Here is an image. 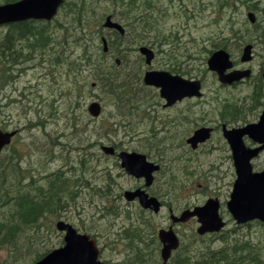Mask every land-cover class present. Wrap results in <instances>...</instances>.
I'll return each instance as SVG.
<instances>
[{
	"label": "rangeland",
	"instance_id": "rangeland-1",
	"mask_svg": "<svg viewBox=\"0 0 264 264\" xmlns=\"http://www.w3.org/2000/svg\"><path fill=\"white\" fill-rule=\"evenodd\" d=\"M72 1L77 0H68L65 15L63 12L62 15L64 16L59 15L58 17L62 23H65L66 29L58 31L56 26H52V29L49 30L57 36V41L53 45L46 46L44 49H37V51L34 49V51L33 48H28L27 41H23V39L12 38V42H9L10 47L16 46L15 52L18 51L16 54L18 59L11 66V75L13 76L11 81L3 90L0 89V125H3L8 132L18 130L12 150L14 153H18L22 162L21 167L25 172L28 171V176L32 174L31 171L33 172L35 180H38L39 176L42 177V174L45 175L46 172H55L65 162H69L71 167H79L80 149H83L82 147L85 145L79 146L77 138H84V142L91 143V147L87 150L93 155V159L89 164L91 172L86 181V187L79 192L82 193V197L77 200V210L76 207H73L62 219L73 224L79 230L85 227L86 232L103 234L101 240L106 244L103 254L106 259L117 263L120 261L119 257L125 252L123 245L127 243L125 242L126 239H123V242L119 243L120 245L118 243L113 245L112 242L106 240L105 235L110 234L109 238L113 239L116 237V231L120 229V226L129 223L126 217L119 218L117 226L113 224L114 221H103L102 207L112 199V196L106 199L100 195L111 187L115 188V185L117 186L115 191L120 192L121 189L124 191V189L135 185L136 182L139 184V182L126 174H122L118 160L109 159L105 156L101 151L100 144L108 145L111 143L113 145L116 143L121 149L126 148L130 151L146 153L153 162H160L164 167L166 165L171 167V171L164 175L161 174L157 182L161 188L160 198L162 201H166L167 207L155 218L152 214L147 215V219L151 223L156 221L159 227L170 224L169 221L167 222L169 217L168 205L178 209L176 213H181V210L187 206L201 205L211 196L219 195L226 202L236 175L229 146L221 129L215 133L211 141L202 145L197 151H193L186 144V139L190 137L199 122H209V125L219 124L221 120L219 110H222V106H217L214 100L215 96L218 95L221 99L229 98L231 101L238 98L244 99L246 95L251 93L254 83L257 82L255 77L258 78L264 72L263 27L254 30L247 19V13L253 11L258 16L259 21H264V13L262 12L264 0H151L153 6L159 9V12L155 10L158 14V21L149 20L143 23L138 16L143 11L145 0H127L137 6L134 12L125 9L128 5L126 0H118V9L123 10H115L112 0H86V6L82 10L85 14L83 22L79 21L78 15L72 11L73 6L70 4ZM81 1L78 0L80 6ZM108 16L117 18L125 25L129 38L134 40V36L142 35L150 40L146 41L147 46H151L157 51V58L153 62L152 69L170 71L171 63L181 62L180 68L187 71L185 75L181 74L182 77L190 80L203 79L206 95L203 99L205 100L191 102L186 111V106L183 104L178 105L172 111L167 110L168 112L161 108L156 110L155 107L152 111L158 115L155 120H159L155 126L152 121L149 122L150 120L146 118L145 113L140 115L136 110L131 111V107L134 106L131 103L129 107L123 108L122 103L124 101L121 102L120 97L124 98V96L123 93H120L121 91H118L121 94L117 97L118 99L109 95L107 91L112 90L113 86H100L99 89L93 90L88 80L95 74L91 75L92 68L87 67L84 72V76L87 78H79L83 83L82 111H80L83 113H79L82 123L80 125L81 132L79 131L77 136V126L73 128L72 119L68 118L67 115L70 110L69 106L74 100V94L71 95L70 93L72 86H69L67 77H60L61 73L66 70H63L61 65L55 66L54 58L56 55H61L64 59L71 56V60H79L82 54L81 48L72 43L70 49L73 45L77 48L70 50L66 41L60 40L62 32H68L67 41L77 40V36L81 33L91 32L89 29L93 31L101 29L103 33H106L102 25L106 23ZM216 24L225 32L232 31L234 28L240 30L242 34L247 35L243 46L248 43H253L255 46L254 58L250 66H239L240 68H251L252 76L247 82L238 85L235 89L221 86L216 77L207 69L206 60L208 56L218 49L214 45V42L218 40L214 35L219 29L216 28ZM158 27H160L159 31L157 30ZM11 31L14 32L15 30ZM6 33V27L0 28V44L3 42ZM12 36L15 37L14 34ZM104 36L110 37L109 35ZM115 36L111 35L110 40L114 39ZM221 36L224 38L227 34H221ZM102 38L103 36L98 41L99 38L95 35L94 41L89 43L92 47H96L94 51L98 50L97 42H100L99 45H103ZM166 38L176 39L177 43H181L182 49H173L172 42L165 41ZM252 38L254 42H250ZM3 46L2 44L1 47L3 48ZM140 46L129 45L132 48H139ZM127 49L126 44L117 46L114 48L110 60L113 61L119 54L126 56L125 51ZM229 49L240 63L242 46L232 41ZM184 55L187 58H184ZM124 58L126 62L124 68L128 69H130L129 67L136 69L138 63L143 61L138 54H134L131 59ZM129 78L131 81L127 85L134 87L129 91L134 93L133 96H140L139 99L142 100L147 93L158 100L154 90L151 91L144 87L143 79L138 83L135 77ZM155 99H151L150 102L154 103ZM94 100L100 101L105 107L103 116L98 120L91 118L87 111L88 105ZM117 101L121 103H117ZM118 113L128 115L122 116L121 119ZM124 117H126L125 121ZM185 117L194 121H185ZM141 119L144 123L139 126L141 130L138 132L131 131V126H135L137 123L142 124ZM258 120L259 118L251 122H258ZM171 121L174 122L171 123ZM166 122L167 124L164 126ZM124 123L131 126L125 128ZM162 123L164 124L160 125ZM130 132L136 134L132 135ZM87 161L90 163V159L87 158ZM254 164H256L258 171L264 169V151L255 159ZM172 176H175L173 179L175 182L172 181ZM110 179L111 181H109ZM51 183L53 182L47 181L49 186ZM113 183L114 186H112ZM129 206L127 207L130 210L129 215L130 217L134 216L137 222L134 228L143 230L144 225L136 220L135 209L137 206L134 204ZM225 212H227L226 208ZM226 216L229 220L231 219L228 213ZM47 221H44V224ZM189 224L190 226L177 227V232L186 246L191 245V241L195 238L194 235L191 237V233L192 230L195 232L194 229L197 227L194 222ZM235 227H237L236 224L231 222L225 235L231 241L232 246H234L235 241L238 243L250 241L251 245L254 244L260 246L258 249L261 248L262 233H264L262 226L253 223L241 228ZM141 233L145 237L140 241L141 243L151 239L149 235L142 231ZM52 236H59L58 240L60 241L63 239V234H52ZM58 240L53 241L50 246L53 245L52 247H54V244L58 246ZM204 240L192 244L189 249L194 252V249H200L206 242L211 243L214 251L225 246L222 237L208 236ZM29 241V237H23L18 242L17 262L12 259L11 262H15L10 263V259L5 253L7 251H0V264H27L30 261L33 263L31 260L33 257L25 254ZM113 246L116 247L113 248ZM150 259L145 263L153 264Z\"/></svg>",
	"mask_w": 264,
	"mask_h": 264
},
{
	"label": "trees",
	"instance_id": "trees-1",
	"mask_svg": "<svg viewBox=\"0 0 264 264\" xmlns=\"http://www.w3.org/2000/svg\"><path fill=\"white\" fill-rule=\"evenodd\" d=\"M1 1L4 3H11L17 0ZM66 4H68V2H66ZM70 4L73 6L72 11L74 14L78 15V17L82 19L80 21L83 22L85 14L82 10L86 6V0L81 1V6L78 1H72ZM118 6V2H116L114 4V9L117 10L119 8ZM151 10L152 9L150 8L147 9V11ZM26 24L27 23H22L21 27L27 29ZM35 28L42 27L40 26ZM216 28L219 29L216 30L214 34L218 38V40L214 42L215 46L228 49L232 44L231 41H235L236 44H240L241 46L245 43L244 40L247 35L242 34L241 31L234 28L232 31L225 32L220 29L218 24H216ZM27 31L28 30H16L14 32L9 31L6 33L3 42L0 44V67L2 68H0V89L2 90L11 81V78L13 77L11 75V66H13L16 63L15 60L18 59L16 57L18 51L15 52L16 46L10 47L8 45L9 42H12V38L19 40L26 38L24 41H27L28 48H33V50L35 49L36 51L37 49H44L46 46L53 45L54 42L57 41V36H55L53 32L47 33L48 31L44 30L29 31L27 33ZM93 33L95 32L93 31ZM93 33L87 31L77 36V40L67 41L66 36L68 32H62L60 40H65L69 49L72 43L75 44L78 48H81L82 54L79 60H71V56H67L64 59L61 55H56L54 58L55 66L61 65V68L66 70L61 73L60 77H67L69 79V86H72L70 93L71 95L72 93L74 94V100L71 106H69L70 110L67 115L68 118L72 119L73 128H76L77 126V136L78 133L81 132L80 125L82 123L80 121L81 115H79V113H83L80 112L82 111L81 94L83 93V83L79 78H87V76H84V72L86 70L85 68L91 67L92 70L90 74H95L94 77L88 80L91 84V88H93V83L96 84V87L93 88V90L99 89L100 86H113L112 90L106 91L109 95H112V97H115L116 99H118L117 97L121 95L118 91H121L120 93H123L124 96V98L122 96L120 97L121 102L124 101L122 103L123 108L129 107L131 104L137 107L140 96H133L134 93L129 91L134 87H129L130 85H127V83H130L129 81H131L129 77H135V79H137L136 81L139 83L145 70V63L144 61L139 62L136 69H133L132 67H129L130 69L126 67L124 68L126 65L124 57L128 58V51L135 49L129 47V45H145L146 41H150L142 35L134 36V40L129 38V35L120 36L117 34L114 39L111 40L110 36L108 40L110 53L105 54L102 50V46L99 45L100 42H97V51H94L96 47H92L89 44L94 41L95 35L99 38L98 41H100L103 36V34ZM13 34L15 37L12 36ZM221 34H227V36L223 38ZM61 41L60 44H62ZM250 42H254V39L252 38ZM2 44L4 45L3 48L1 47ZM122 44H126L128 49L125 51L126 56L119 54V58L121 57V65L119 66L114 60L111 61L110 57L111 53L114 52V48H117V46ZM76 46L73 45L71 49L77 48ZM176 49L181 48L178 47ZM184 58L187 57L184 55ZM174 71L176 73L179 72L178 69L175 68ZM118 102L121 103L120 101H117V103ZM118 115L121 116L122 119V116H126L128 114L118 113ZM125 126L126 128L130 127L128 126V123H126ZM137 127V125L131 126L130 130L137 132ZM133 132L130 133L132 135L136 134ZM77 144L79 146L85 145L82 147L83 149H80L81 158L78 161L80 165L77 167V194L74 189L72 174H69L68 176L65 175L64 177L61 175L54 177V175H52V178L51 180L49 179V181H52L53 183L49 186V184L45 182L43 174L42 177H38V180H35V175L32 171V174L28 176V171L26 170L25 172V170L21 167V158L17 152H13L12 148L7 149V152L0 154V247L5 245H18V242L23 237L29 236H35L37 238H31L30 243L33 245L36 244L34 242L42 244L43 242L39 241L38 238L44 234V221H47L48 219L53 220L55 218H63V216L67 215L73 207H76L78 198L82 197V193L79 192L86 187L85 184L91 172L89 164H91V160L93 159V155H91L87 150L91 147L90 142H84V138H77ZM87 158L90 159V163H88ZM63 165L71 167L69 162H65ZM100 196L108 198L111 195L106 192ZM111 211L112 208L107 210L109 213H111ZM115 211L117 212V210L113 209L112 212ZM138 231L139 230L137 229L129 228L123 237L121 236L119 239H111L113 245L116 243H122L123 239H126L125 242H128L125 255L121 256L119 262L113 264H147L145 262H147L149 258H151L150 260L153 261V264L159 262L157 260L158 258L155 257H159L156 235V238L150 237V240L145 243H141L140 241H142L145 237L141 231ZM148 234H151L149 230H147L146 235ZM198 241L199 238L195 236L193 244ZM224 242L225 246L222 249L214 251L210 244L207 245V243H205L200 249H194V252L193 250L188 249V246L183 243L181 248L168 264H264V233H262V246L260 249H258L260 246L254 244L251 245L250 241H243L242 243L235 241L236 243H233L234 246L231 245V241L229 240L225 239ZM138 243L141 244L139 245ZM30 248V253L34 258V262H37L44 257L42 252L38 253L39 251L36 250L37 248L34 249L32 246H30ZM18 253L19 251L17 252V255Z\"/></svg>",
	"mask_w": 264,
	"mask_h": 264
},
{
	"label": "water",
	"instance_id": "water-1",
	"mask_svg": "<svg viewBox=\"0 0 264 264\" xmlns=\"http://www.w3.org/2000/svg\"><path fill=\"white\" fill-rule=\"evenodd\" d=\"M63 0H22L14 4L0 5V25L22 22L30 19L52 20L58 13ZM250 20L254 21V15H249ZM106 27L116 28L121 34L124 29L113 24L108 19ZM105 52L108 51L107 41L104 39ZM252 45H248L244 49L242 56L243 62L251 61ZM141 53L147 57V63L151 64L154 59V53L147 49L141 48ZM234 67L230 54L226 50L215 52L208 60V68L210 71L217 73L219 81L224 84H232L240 81L244 77H248L251 71H233L227 74V71ZM145 84L156 86L162 89V95L169 101L170 105L187 96H201V83L199 81H188L179 76H173L167 72L150 71L144 78ZM89 113L98 118L103 112L102 105L99 102H93L88 107ZM248 134L258 142L264 143V115L257 125H249L243 130L237 132L225 133L229 139L235 154V166L237 167L238 180L236 181L232 200L229 202V209L233 213L236 220L242 224L254 219H260L264 222V172L261 174H253L249 160L259 150H246L243 144V136ZM15 133H5L0 130V152L3 148L10 144ZM209 137V130H200L196 132L191 140L195 148L199 142ZM105 152L112 154L113 149L105 148ZM123 166L129 174L136 177H145L147 184L152 183V173L157 169L153 164L147 162L146 157L137 153H122ZM128 200L139 198L141 204L145 208L154 206L155 211H159L160 204L149 199L144 192H127ZM218 200L211 199L204 206L195 208L194 211L183 213L180 219L173 217L175 222L188 221L191 217L198 216L201 227L198 229L199 235L206 233L219 232L224 223L219 215ZM60 230L67 232L66 246L59 249L44 260L37 264H105L99 261V249L96 241L91 240L89 236H80L71 225L63 222L58 224ZM160 239L164 244L162 250V258L166 263L171 257L172 251L179 247V239L172 230L160 231Z\"/></svg>",
	"mask_w": 264,
	"mask_h": 264
},
{
	"label": "flooded vegetation",
	"instance_id": "flooded-vegetation-1",
	"mask_svg": "<svg viewBox=\"0 0 264 264\" xmlns=\"http://www.w3.org/2000/svg\"><path fill=\"white\" fill-rule=\"evenodd\" d=\"M116 1H118V0H116ZM155 10L157 12H159L158 7H155ZM138 17L141 18V23H143L144 17L142 15H139ZM114 21H116V20H114ZM116 22H118V21H116ZM118 23L123 25L121 22H118ZM59 24H61V23L59 22ZM62 25H64V24H62ZM172 67L173 66H171V68ZM184 73H187V71H184ZM256 79H257V82L254 83V86L251 89L252 90L251 93L249 95H246V97L244 99L238 98L237 100H234L233 103H231V99H229V98L221 99L220 97L217 96L215 99L217 100L218 105H222V107H223L222 112H219V116L221 119L219 124L215 123V124L209 125L208 124L209 122H199L198 126L194 130H198L200 128H209L212 131V137H213L215 135V133L217 131H219V129H221V131H225V130L233 131V130H235V132H237L238 130L245 129V127H247L251 124L258 123L259 120H258V122H251V121L254 119H257V118L261 119L262 117L260 118V116L262 115V112H264V78L262 75L261 77L259 76L258 78L255 77V80ZM203 84L205 86V82H203ZM235 87H237V86H235ZM149 89L151 91L154 90L153 92H154L155 96L156 95L158 96V100H156L154 97H151L150 94L146 93L147 95L145 94V97L142 100H138V102H139L138 106L137 107L133 106V108L131 110L138 111V113L140 115H142V113H145L146 118L150 120L149 122L152 121L155 126L159 122V120H157V121L155 120L158 115H155L154 112L152 111L155 107H156V110H159V108H161L162 110H165L166 112H168V111H172L173 109H175L178 105L183 104V106H186V109H185V111H186V110H188L189 106L191 105V102H194L195 100H197L198 102H202L203 100H205L203 98L202 99L185 98L182 101L176 102L173 107L172 106L168 107V103L163 98L162 93L159 91V89H156V90L152 89V88H149ZM151 99H155L154 103L150 102ZM142 118L145 119V117H142ZM184 119H186L185 121H194L188 117H185ZM141 122H142V124H140V123L137 124L138 127L140 125L144 124L142 119H141ZM173 122L174 121H171V123H173ZM196 122H198V121H196ZM163 124L164 123H162L160 125H163ZM166 124H167V122L164 124V126ZM172 127L174 128L173 124H172ZM242 138H243V144H244L246 150L247 149L249 151L256 150V149H258L257 147H262L261 151L264 150V146L258 145L256 142H254L253 138H251L248 134H245ZM143 154H145V153H143ZM145 155L147 156V160L152 164L153 161L150 160L151 158L147 154H145ZM257 155L252 156V158L253 159L256 158ZM148 157H149V159H148ZM116 158L118 159V157H116ZM153 163H155V162H153ZM253 166H254V163H253ZM255 167H257V166L255 165ZM74 171H75V173H74V189H75V192L77 194V166L75 167ZM122 174H124V173L122 172ZM109 181H111V179ZM136 181H138L139 184L136 182L135 185L129 187L128 189H124V191H123V189H121L120 192H116L115 190H116L117 186L114 183L112 184V186L115 185V188H113V187L110 188V189H114V190H110V189L106 190V192L112 196V199L110 201V206L113 207V209L117 208L118 212H122L124 210V208L120 204H116V203H118L119 200L121 202L123 201V196H124L123 194L125 191H128V190L135 191L137 189L146 190L147 193L151 197L157 198L161 202V204L167 206L166 201H163V203H162L161 198H160L161 197V188L157 185L158 177L154 178V183L152 184V186H150L148 188H146V186H145L146 185L145 179L136 180ZM121 187L124 188L123 185H121ZM165 193L169 194L168 192H165ZM227 198L229 199V196ZM128 204L132 206L133 204H135V202L128 203ZM188 209H189V207L187 206L186 208L181 210V213H183L185 210H188ZM76 210H77V203H76ZM177 210L178 209H174L171 205H168V211H169L170 215L180 214V213H176ZM129 213H130V210L127 209L126 214H129ZM150 214H151V210L144 211L143 216H140L139 217L140 219L136 218V220L137 221L141 220L142 222L145 221L147 225L157 228L156 226H158L159 224L151 223L147 219V217H145L146 215H150ZM114 217H115V219H114L113 224L117 226L119 218L116 216H114ZM126 220L128 221L129 224L124 225L125 227L120 226V229H119L120 233H118V235L119 234L122 235L125 228H127L129 226L134 227L137 223L135 221L134 216L130 217V215H129L128 219H126ZM232 220H233L232 217L230 220L225 219L226 225L228 226L229 223H231V222L234 223ZM191 222L193 223V220L188 222V224H186L185 226L190 225L189 223H191ZM124 224H125V221H124ZM243 226L244 225H238L236 228H241ZM84 230H85V227H84ZM46 231H47V233H49V230H46ZM93 234L96 235L95 232H93ZM42 238H43V241L47 244V246H49V247L45 248L46 251H49V250L55 249V248H59L61 246V244L63 243V239H62V241L58 240L59 236L53 237L52 235H44V236H42ZM57 240H58V242H57L58 246H56L55 244H54V247H52L53 245L50 246L53 241H57Z\"/></svg>",
	"mask_w": 264,
	"mask_h": 264
},
{
	"label": "bare ground",
	"instance_id": "bare-ground-1",
	"mask_svg": "<svg viewBox=\"0 0 264 264\" xmlns=\"http://www.w3.org/2000/svg\"><path fill=\"white\" fill-rule=\"evenodd\" d=\"M109 17V16H108ZM107 22V21H106ZM104 37H103V39H102V41H103V45L105 46V43H104ZM106 41H107V43H108V40L106 39ZM108 47H109V45H107Z\"/></svg>",
	"mask_w": 264,
	"mask_h": 264
}]
</instances>
